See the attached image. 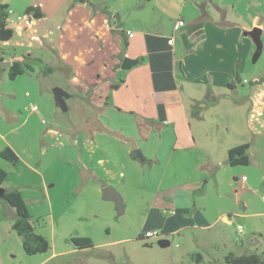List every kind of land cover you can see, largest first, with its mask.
I'll return each mask as SVG.
<instances>
[{"label":"rangeland","instance_id":"obj_1","mask_svg":"<svg viewBox=\"0 0 264 264\" xmlns=\"http://www.w3.org/2000/svg\"><path fill=\"white\" fill-rule=\"evenodd\" d=\"M215 1L223 2L226 10L224 15L217 12L219 18L237 27L251 26L257 17L263 49L254 61L253 42L246 59L236 61L242 81L235 79V89H199L192 120L201 126H196L198 144L192 151L176 146L175 131L158 117L117 112L104 105L105 97L91 101L75 92L68 70L49 52L40 56L54 64L53 72L37 68L11 79L8 64L15 55L6 42L0 45L5 57L0 70V151L10 146L19 156L16 164L0 156V168L7 171L0 187L22 193L35 231L50 243L46 252L26 253L13 228L16 210L0 197L1 264H36L53 251L59 254L46 264H226L231 252L264 257V108L255 111L252 99L264 78V0ZM18 14L29 22V13ZM57 86L70 94L67 110L56 104ZM246 141L249 164L230 165L229 149ZM135 149L142 156L134 159ZM243 175L249 179L244 185ZM195 182L199 185L188 218L203 210L210 227L200 228L195 219L173 233L152 227V208L164 204L166 213L171 212L165 204L172 191ZM106 185L121 194L122 214L114 200L103 198ZM155 229L160 235L146 236ZM83 236L93 246L81 249L71 240ZM163 239L170 244L163 246ZM197 253L203 257L200 262Z\"/></svg>","mask_w":264,"mask_h":264},{"label":"crops","instance_id":"obj_2","mask_svg":"<svg viewBox=\"0 0 264 264\" xmlns=\"http://www.w3.org/2000/svg\"><path fill=\"white\" fill-rule=\"evenodd\" d=\"M0 3L13 10L8 18L10 26H18L13 27L14 35L8 43L4 42L11 46L15 57L37 56L39 51L38 57L51 63L40 56L51 53L76 83L75 92H82L91 101L105 97L104 105L117 112L158 117L175 131L176 146L189 151L198 144L195 129L201 126V121L193 122L192 115L196 112L192 108L200 90L235 89L234 65L246 59L254 42L245 32L261 25L257 17L251 26L237 27L229 20L222 21L217 12L224 15L225 6L215 0H0ZM23 11L30 14L29 22L17 19ZM180 20L185 23L176 30L175 24ZM171 38L173 43L168 41ZM126 56L138 62L124 69L122 62ZM104 88L109 91L104 92ZM252 99L253 109L262 111L264 81L259 82ZM161 104L165 110L163 119ZM234 129L242 139L240 131ZM248 180L242 179L241 184ZM192 185L195 186L172 191L171 201L165 204L172 208L171 212L166 213L164 204L152 208L153 215L149 217L153 220L152 227L167 233L185 228V219L175 211L194 207V192L199 184ZM200 211L197 224L209 228L203 210ZM223 218L228 220L225 215ZM4 251L0 247V260ZM58 254L53 251L36 264H46Z\"/></svg>","mask_w":264,"mask_h":264},{"label":"trees","instance_id":"obj_3","mask_svg":"<svg viewBox=\"0 0 264 264\" xmlns=\"http://www.w3.org/2000/svg\"><path fill=\"white\" fill-rule=\"evenodd\" d=\"M84 1V0H80ZM8 5L0 3V43L9 41L14 35V29L10 26L8 21ZM5 62V57L0 53V70L1 65ZM41 69L42 73L49 74L54 71V67L49 63L45 62L41 57L32 55H22L21 57H13L8 64V75L11 79H15L17 76L27 73L34 72L36 69ZM264 78L260 79L259 82H263ZM160 118H164V107L161 104L159 106ZM249 144L243 143L234 146L228 151V162L230 165L235 166L239 164L247 165L250 162L248 154ZM0 156L6 160L16 164L19 161V156L10 147H6L0 151ZM7 177V171L0 168V186L3 184ZM5 198L9 204L16 210V219L13 223V228L22 237L23 249L28 254H37L46 252L50 248L49 241L42 235L35 231V227L30 222V213L27 208L26 202L23 198L22 193L15 189L5 192ZM193 208H181L175 211L176 215H181L185 219V227L191 224L193 219L200 221L201 211H194L193 218H188V212ZM205 223V221H203ZM71 240L78 248H89L93 246L92 239L88 236L83 237H72ZM198 262L202 260L200 253L195 254ZM226 264H264V257L259 253L251 254H235L233 252L225 256Z\"/></svg>","mask_w":264,"mask_h":264},{"label":"water","instance_id":"obj_4","mask_svg":"<svg viewBox=\"0 0 264 264\" xmlns=\"http://www.w3.org/2000/svg\"><path fill=\"white\" fill-rule=\"evenodd\" d=\"M245 34L250 35L256 45V51L254 52L253 60L257 61L263 49V42L261 38L262 28L260 26H254L250 30L246 31ZM137 62H138V59H133L131 57L126 56L122 62V68L129 69L133 64H136ZM235 79L238 83L242 81L240 65H237ZM54 95H55L56 104L63 110H67L68 106L66 103V99L70 96V94L66 92L63 88L57 86L54 88ZM131 156L134 159L141 157L142 150L141 149L133 150ZM5 192L6 190L0 187V197H4ZM102 194H103L104 199L114 200L116 202L119 214H122L124 212L125 206H124L123 198L121 194L112 185L104 186L102 188ZM161 243L163 246H168L170 244V241L163 239Z\"/></svg>","mask_w":264,"mask_h":264},{"label":"built area","instance_id":"obj_5","mask_svg":"<svg viewBox=\"0 0 264 264\" xmlns=\"http://www.w3.org/2000/svg\"><path fill=\"white\" fill-rule=\"evenodd\" d=\"M11 14H13V10L11 8H8V18L10 17ZM17 19L21 20V19H23V17L21 15H18ZM184 23H185V21H183V20L178 21L175 24V29L178 30L182 25H184ZM168 41H169V43H173V38L169 39ZM36 108H37V106H34L33 110H36ZM242 179L245 180L246 176L243 175ZM238 230H239V232H242L243 231V227L241 225H239L238 226ZM158 235H160V232L158 230H156V229L155 230H148L146 232V236L147 237H154V236H158Z\"/></svg>","mask_w":264,"mask_h":264}]
</instances>
